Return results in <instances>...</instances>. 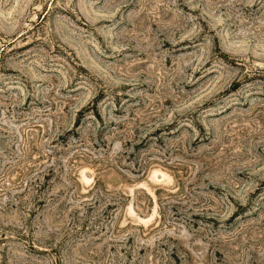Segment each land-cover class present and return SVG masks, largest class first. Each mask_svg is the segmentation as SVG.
<instances>
[{
	"label": "rangeland",
	"instance_id": "obj_1",
	"mask_svg": "<svg viewBox=\"0 0 264 264\" xmlns=\"http://www.w3.org/2000/svg\"><path fill=\"white\" fill-rule=\"evenodd\" d=\"M0 264H264V0H0Z\"/></svg>",
	"mask_w": 264,
	"mask_h": 264
}]
</instances>
